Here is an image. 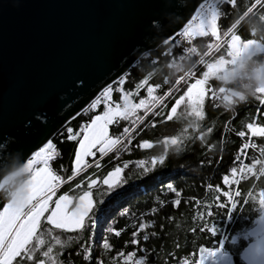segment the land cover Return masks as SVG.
<instances>
[{
  "label": "trees",
  "instance_id": "trees-1",
  "mask_svg": "<svg viewBox=\"0 0 264 264\" xmlns=\"http://www.w3.org/2000/svg\"><path fill=\"white\" fill-rule=\"evenodd\" d=\"M215 4L217 35H193L196 50L204 55L195 68L197 76H203L206 62L228 56L237 38H251L264 46V0H216ZM179 51L173 39L166 40L142 54L106 87L122 85L126 91L135 90L136 101L146 98V102L127 119L117 117L110 124L109 132L118 143L88 157L87 166L76 175L72 166L81 125L98 112L91 108L94 100L44 144H52L48 164L60 181L49 208L61 195L67 194L74 204L84 191H90L93 214L86 227L75 230L56 228L42 216L30 243L35 248V240L40 239V248L33 252L32 261L14 260L13 264L40 260L44 264H202L208 252L217 250L227 253L231 264H249L244 254L251 238L243 235L235 241L234 236L241 229L246 232L244 227L255 222L254 216V220L261 218L264 134L249 133L247 125L264 127L260 103L264 95L252 91L233 103L237 93L248 88L241 82L214 78L212 89L208 86L201 103L190 112L194 108L187 107L183 95L194 79L179 81V73L171 66ZM259 59L255 52L248 61ZM114 95L119 98L121 92ZM68 128L76 140L68 139ZM255 160L253 169L261 166V173L246 177L248 165ZM116 168L120 169L119 182L109 187L103 179ZM30 173L9 175L0 189V209ZM88 180L96 181L91 189ZM168 183L175 191L166 187ZM140 223L145 224L143 229ZM205 224L213 225L215 231L204 230Z\"/></svg>",
  "mask_w": 264,
  "mask_h": 264
},
{
  "label": "water",
  "instance_id": "water-1",
  "mask_svg": "<svg viewBox=\"0 0 264 264\" xmlns=\"http://www.w3.org/2000/svg\"><path fill=\"white\" fill-rule=\"evenodd\" d=\"M201 0H0V189ZM255 55L244 39L239 58Z\"/></svg>",
  "mask_w": 264,
  "mask_h": 264
},
{
  "label": "snow or ice",
  "instance_id": "snow-or-ice-1",
  "mask_svg": "<svg viewBox=\"0 0 264 264\" xmlns=\"http://www.w3.org/2000/svg\"><path fill=\"white\" fill-rule=\"evenodd\" d=\"M119 83H123L121 79ZM109 94L108 88L103 90L102 97L104 102L105 111L100 115L93 116L91 123L81 125L83 130V136L79 139V144L76 147L75 159L72 166V174L76 175L77 165H83L85 156H93L94 146L99 147V151L104 153L105 151L111 150L117 143V140L111 139L107 135L108 125L115 123L117 117L128 118L130 112V105L132 102L127 99L126 96L122 95L121 99L125 101V109L120 110L119 108L109 107ZM101 97H97V100L92 102L91 107L95 108L97 102ZM260 103L264 105V100ZM249 133L264 134V127H257L253 124L247 125ZM128 131L127 128L124 129ZM68 139L76 140L77 136L73 135V129L68 128ZM239 135L243 136L244 133L240 132ZM147 142H142L141 147H144ZM51 148V142L44 145L38 152L32 153V160H29L26 164L29 169V165L33 164L36 159H39L42 164L47 162V159L51 158V154L48 153L46 156L43 154L45 149ZM162 160V159H161ZM31 172V179L28 182L27 188L23 193L17 194L11 198L10 202L4 206V210L0 212V264H13L14 260L32 261L33 252L40 248L42 241L40 239L35 240V248L30 247V243L33 240V235L36 232L37 226L42 216L46 215L48 223L54 225L56 228L63 230H75L81 227L87 226V220L91 218L94 209L93 200L91 198L90 191H84L75 201L71 211H67L68 205L73 203L72 199L67 195H61L55 200V207L48 208L49 200L51 199V193L58 187L60 181L59 178L53 176L51 172L41 167ZM145 171H148L145 168ZM120 178V169L116 168L109 172L103 179V183L109 187H114ZM71 179V177H69ZM225 182H228L225 177ZM95 180H88V187L91 189L92 185L95 184ZM166 187L175 191L173 185L168 183ZM179 196V193H176ZM230 197L231 194L227 192ZM175 203V202H174ZM233 203V202H232ZM260 203L264 204V191L260 193ZM234 204V203H233ZM47 210V213H46ZM211 215V212L208 213ZM94 223V221H93ZM144 223H140L139 228L143 229ZM204 230L214 232V226L204 225ZM135 236V233H133ZM56 243H59L55 237H53ZM147 240V236H145ZM133 244L137 241L133 240ZM105 247H108L105 242ZM51 251V249H49ZM203 252L204 249L201 248ZM47 255V253H44ZM89 253L84 252L85 258ZM131 255V253H129ZM35 264H44L43 260L36 261ZM139 264V262H138ZM200 264V261H197Z\"/></svg>",
  "mask_w": 264,
  "mask_h": 264
},
{
  "label": "rangeland",
  "instance_id": "rangeland-1",
  "mask_svg": "<svg viewBox=\"0 0 264 264\" xmlns=\"http://www.w3.org/2000/svg\"><path fill=\"white\" fill-rule=\"evenodd\" d=\"M217 17H218V7L214 3L206 13L200 14L199 19L194 21L189 26L190 33L192 35H205L206 33H213L214 35H217L218 33L216 26ZM241 41L242 40H240L239 38H237L234 41V44L232 45V51L229 53L228 56L220 57L217 60L206 62L203 66V72H202L203 76H197L195 74L194 77H192L194 80L188 85L183 95L186 100L187 107L189 109L194 108L190 112H194L196 110L195 107H197V105L201 103L202 97L206 92V89L208 88L209 85H211L212 80L214 78L219 79L223 82H236V83L241 82L247 88L249 86H254L253 91L260 94V96L264 95V46L256 42L255 52L260 54V59L257 60L256 62L248 61L247 65L242 66L240 63L241 59L239 58V49H240ZM203 60L204 59H202L201 62H203ZM108 89L110 90L109 107L111 108H119L120 110L125 109V101L121 99L122 95L126 96L127 99H129L132 102V104L130 105L129 113L135 112L138 108H140V106L144 105L146 102V98L136 101L133 97L135 90L126 91L123 89L122 85H118L116 87H109ZM210 89H212L211 86H209V90ZM115 91L121 92L119 98H117L114 95ZM97 97L94 100H97ZM99 97H101V99L97 102L96 107L95 108L91 107L94 110H98V112H96L94 116L100 115L105 111L102 94ZM91 121H89L87 124L91 123ZM109 128H110V124L108 125V129H107L108 137L116 140L115 137L110 134ZM82 136H83V130L80 133V138ZM78 144H79V140H78ZM43 147L44 146H42L41 148ZM51 150H52V144H51V148L45 149L43 154L46 156L48 153H51ZM96 151H99L98 146H94L93 148L94 154L96 153ZM88 157L90 156L84 157L85 164L87 163ZM32 159L33 157L30 160ZM257 163L258 160H255L253 164L248 165L249 170L245 173L246 177L251 176L253 174L261 173V166H258L256 169H253V166ZM26 164H24L21 168L17 169L12 173L17 175L19 174L20 171L23 170L29 171V169H31L32 171H35L36 169L45 167L51 172L53 176H56L48 164V159L45 164H42L39 159H36L33 162V164L29 165V169L27 168ZM83 167H84L83 165L78 164L77 171L82 169ZM235 178L238 179V177ZM30 179H31V173L18 186H16V188L12 190L11 198L16 196L17 194L23 193L26 190ZM7 180L8 177L6 179V182ZM52 196H53V192L51 193V199ZM51 199L49 200L48 208L50 207ZM10 200L6 204H8ZM4 206L0 209V212L4 210ZM73 206L74 204L72 203L69 204L67 211H71ZM53 207H55V204H53ZM259 209L261 212V218L254 220L255 219L254 216L252 221L255 222L250 227L247 228L244 227L246 232L243 233L241 229L240 232H238L234 236L235 241L240 236L243 235L251 238V242L248 245L247 249L245 250V254H244V257L249 264H264V204L260 203ZM202 264H231V259L227 253H223L220 250L210 251L204 256Z\"/></svg>",
  "mask_w": 264,
  "mask_h": 264
},
{
  "label": "built area",
  "instance_id": "built-area-1",
  "mask_svg": "<svg viewBox=\"0 0 264 264\" xmlns=\"http://www.w3.org/2000/svg\"><path fill=\"white\" fill-rule=\"evenodd\" d=\"M215 1L201 0L186 23L167 38V40L173 39L180 49L171 63V66L179 73V81L194 77L195 68L203 59V55L196 50L194 36L190 33L189 26L199 19L200 14L206 13Z\"/></svg>",
  "mask_w": 264,
  "mask_h": 264
},
{
  "label": "clouds",
  "instance_id": "clouds-1",
  "mask_svg": "<svg viewBox=\"0 0 264 264\" xmlns=\"http://www.w3.org/2000/svg\"><path fill=\"white\" fill-rule=\"evenodd\" d=\"M240 63L242 66L247 65L248 64L247 57L241 59ZM253 87L254 86H249L247 92L237 93L236 100H233L232 102L236 103L237 101H243L244 99H246L247 95L251 94V92L253 91Z\"/></svg>",
  "mask_w": 264,
  "mask_h": 264
},
{
  "label": "bare ground",
  "instance_id": "bare-ground-1",
  "mask_svg": "<svg viewBox=\"0 0 264 264\" xmlns=\"http://www.w3.org/2000/svg\"><path fill=\"white\" fill-rule=\"evenodd\" d=\"M68 121H69V120H68ZM6 179H7V177L2 179V182H1V185H2V186H4V184H5V182H6Z\"/></svg>",
  "mask_w": 264,
  "mask_h": 264
}]
</instances>
